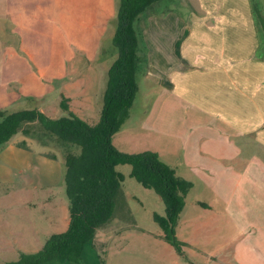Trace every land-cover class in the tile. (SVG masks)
<instances>
[{"label":"crops","instance_id":"1","mask_svg":"<svg viewBox=\"0 0 264 264\" xmlns=\"http://www.w3.org/2000/svg\"><path fill=\"white\" fill-rule=\"evenodd\" d=\"M110 1L113 5L114 0ZM22 3V0H4L7 18L5 27L8 29L5 33L7 37L10 33L13 39L6 40L2 48V59L5 62L0 68V109L12 112L31 108L33 106L28 105V102L34 101L46 115L60 117L63 115L60 113L59 103L63 96L67 99L69 109L81 119H86L85 108L93 106L97 94L93 85L72 82L71 64L73 60H82V53H88L92 59L98 42L91 51L79 41V44L74 43L79 52H82L79 56L69 51L67 42L73 39L76 31L97 27L94 23L98 19V13L81 8L82 3L86 4L87 0H53L50 5L38 6L33 14H26ZM190 5L191 14L183 19L189 23L187 25L184 22L185 26L180 27L184 32L181 38L174 40L175 47L169 50L166 45L153 48L150 45L147 52V74L155 77L148 83L159 87L160 104L163 102V106H167L168 103H173L185 108L190 105L192 108V112L187 109V115L191 113L190 127L184 128L182 135L176 134L177 139L182 136L181 162L187 173L175 170L179 177L191 182L192 186L187 194L199 182L196 172L211 173L207 184L200 182L207 190L209 198L190 202L185 198L176 226V235L185 243H194L189 238L193 234L190 232L189 236L187 230L192 229L193 233H199L206 227L207 243L209 247L214 246L208 250L211 253L210 264H243L241 255L230 256L229 252L240 250L244 245L248 234L246 229L256 228L255 235L260 239L259 244L264 245V59L256 56L259 40L249 0H194ZM111 7L99 10V27H104L105 21L107 24L114 17ZM152 19L153 17L149 18V25L143 34L145 45L149 43L147 35ZM45 26H50L52 30L49 47L44 53L54 62L37 68L36 72L24 73L21 68L18 69L21 66L20 60L25 57L38 60L35 55L40 54L42 49L39 40L29 41L36 44L29 47L22 30ZM65 31L68 38L64 37ZM71 31L76 34L72 35ZM103 32L99 35L98 30L100 40ZM65 61H70L71 64L67 66ZM52 93L57 94L60 107H55L54 114L46 111L47 96ZM203 114L205 118L200 119ZM184 122L181 119V123ZM120 132L121 130L113 136V144L124 152L117 144L122 142L117 137ZM22 140L26 141L23 138ZM28 140L29 146L40 149L36 156L31 157L35 163L43 162L56 169L59 165L58 156L63 162L60 151L54 150L51 154L55 159L43 157L47 154L46 148L51 147L50 144L40 147L37 140ZM18 142L13 136L0 151V169L2 161L16 155L22 158L23 164L29 163V151L17 147ZM189 143H192L193 148H190ZM146 150L158 152L161 158L159 148ZM244 189L248 193L238 195ZM136 200L142 204L143 200ZM199 203H204L205 206ZM188 204L194 206L191 209L192 214L188 217V222L181 223V216ZM56 210L54 207L55 212ZM125 211L130 216L131 211L124 208L122 214ZM66 212L67 208L65 213L62 211L60 216L55 214L53 217L52 222L57 228L61 226L60 229L53 230L54 232L66 229L69 221ZM154 212L156 211H151L152 214ZM114 216L115 211L113 218ZM203 217H206V223L199 222ZM116 218L114 220L119 224L121 221ZM231 222L235 229L228 231ZM130 231L134 229L127 230L128 235ZM222 232H226L222 242L213 243ZM158 234L159 232L154 234L155 238L162 240ZM217 244L220 248L224 246L223 256H214ZM164 248L169 250L167 246ZM172 256L175 263L180 264L176 261L179 256L176 254V257L173 253Z\"/></svg>","mask_w":264,"mask_h":264},{"label":"rangeland","instance_id":"2","mask_svg":"<svg viewBox=\"0 0 264 264\" xmlns=\"http://www.w3.org/2000/svg\"><path fill=\"white\" fill-rule=\"evenodd\" d=\"M22 1V5L26 8V14L27 12L31 14L35 13L38 6L43 7V5L53 3V0H50L48 3L46 2L47 0ZM102 1L87 0L86 4L82 3V9L86 8L89 11H96L98 13V19L94 23L97 27H94V29L88 28L87 30L86 28L76 29L78 30L76 31L77 34L71 31L72 35H76H74L72 40H68L67 42L69 51L78 56L82 52H79L74 43L79 44L80 42L85 44L87 50L91 51L95 43L98 42L96 54L91 59L88 53H82L81 56L84 57L82 60H73L72 64L70 61L64 62L67 66L71 64L72 76L70 79L72 82L88 83L95 87L94 91L97 94L95 97L96 101L93 106L86 107L84 111L86 116L84 120L89 123H94L98 120L97 117H99L100 111L99 95L104 86L106 69L116 56V52L113 50L114 47L111 44L110 35V31L113 29V21L110 18L107 24L105 21L104 27H99L101 23L99 21V10L101 8L107 10L112 6L111 12L114 11L113 15L115 16L117 0H114L113 5L110 0H105L103 3ZM192 2L194 0H162L151 8L149 16L144 20L142 19L139 24L143 37L149 25L148 20L153 17L147 35L149 43L145 45L147 52L150 45L151 48L162 45L164 47L166 45L169 50L175 47L173 42L175 39L182 37L184 30L180 27L185 26L184 22H187V20L184 21L183 19L191 14L190 4ZM77 5L80 6L79 4ZM6 19L4 0H0V68L5 62L2 59L4 43L6 40L10 41L13 39L10 33L7 34L8 37L6 36L5 31L8 30L5 27ZM189 20H191L190 17ZM51 30L50 26L22 30L24 39L29 44L28 46L31 48L33 45L36 46V44H32L29 41L39 40L42 50L40 54L35 55L38 60L28 59L27 57L24 60H20L21 66L18 69L21 68L24 73H29L30 71L36 72L37 68L54 62L49 59V55L46 52L44 53V50L49 47ZM98 30L99 35L104 31L101 35V40L97 35ZM79 31H81V34ZM64 37L68 38L66 31L64 32ZM75 37H77V40ZM84 38H87V40ZM58 62L60 61H56V63ZM147 69V66L144 65L140 70L137 81L138 92L129 110V116L125 120L120 134L117 136L121 138L122 142H118L117 144L125 150V153H137L146 149L159 148L161 150V159L164 162H167L179 172L187 173V171H184V166L181 162V147H183L181 135L184 128L190 127L191 113L187 115V109L192 112V108L190 105H187L185 108L173 103H168L167 106H163V102L160 104L159 87H153L148 83L154 80L155 77L149 76ZM47 100L46 111L48 110L47 112L54 114L53 112L59 100L57 94L52 93L48 95ZM28 105L37 106V103L34 101L28 102ZM60 113L65 115V112L61 109ZM204 118L205 115L203 114L200 119ZM181 119L185 122L181 123ZM23 127H28L35 133L40 132V128L36 123H27ZM176 134L178 136L181 134V137L177 139L178 136ZM14 137L19 140L17 147L28 150L31 156L28 164H23L22 158L17 155L2 161V168L0 169V264L16 260L20 251L32 253L39 250L49 234L53 233V230L61 228V226L57 228L52 222L55 214L60 216L61 212L64 211L65 213V208H67V198L61 182L62 161L60 156H58L59 165L57 164L58 167L56 169L43 162L35 163L31 157L36 156V153L40 149L29 146L28 139L33 137L22 135L21 132L15 134ZM22 138L26 139L27 142L22 140ZM43 138L51 142V147L46 148L47 154L43 156L44 158L55 159L50 156L54 153V150L62 153L67 151L66 147H61L56 139L46 136ZM33 139L36 140V138ZM189 144L190 148H193L192 143ZM39 145L40 147L43 146L41 143ZM195 147L196 144L194 142ZM117 169L123 174L124 178L115 199V216L106 226L98 229L93 240L85 245L84 264H100L99 257L105 259V264H176L173 259L174 256H172V253L176 256L172 246L163 240H158L154 236V234L160 231V228L153 221L151 211L164 214L163 201L152 189L142 187L135 179L129 177V165H118ZM193 173L190 174L192 175ZM210 174V172H196V176H198L197 181L199 182L196 184L195 189L187 194V202L194 199L207 200L209 198L207 190L202 187L200 182L207 184ZM247 193L248 191L244 189L238 192V195L242 196ZM251 194L253 195L254 193ZM255 194H257L256 190ZM125 196H127L126 199ZM136 198L143 200L141 201L142 204L138 203ZM54 207H56L57 212L54 211ZM192 207L194 206L187 205L186 211L181 216V223L189 221L188 217L192 214ZM124 208L128 212L129 210L131 211L130 216L126 211L125 214H122ZM196 209L197 211L199 210V208ZM115 218L121 222L117 224L114 220ZM206 220V217H203L199 219V222L206 223ZM221 222L224 224V221ZM127 225L129 226L126 227ZM233 225V222L229 224L228 231L235 229ZM131 228L134 231H130V235H128L127 230ZM246 231L248 234L243 243L244 245L240 247V250L234 249L232 252H229L230 256L236 254V257H240L239 255H241L243 264H264V245L259 244L260 239L255 235L256 228L249 227ZM187 232L189 236L190 232L193 234V237L189 238H192L194 243H186L184 246L186 259L176 256V261H179L180 264H210L209 257L211 253H208V250L214 246L209 247L207 243V228L205 227L199 233H193L192 229L187 230ZM225 234L226 232H222L213 243L222 242ZM164 245L169 247V250H165ZM215 247L217 252L214 256H223L224 246L220 248L217 244ZM51 264L69 263L61 261Z\"/></svg>","mask_w":264,"mask_h":264},{"label":"trees","instance_id":"3","mask_svg":"<svg viewBox=\"0 0 264 264\" xmlns=\"http://www.w3.org/2000/svg\"><path fill=\"white\" fill-rule=\"evenodd\" d=\"M160 1L117 0L110 31L116 56L106 69L96 122L89 123L78 117L63 96L59 105L65 115L60 117H50L38 106L12 112L0 109V151L18 132L36 138L42 145L51 143L43 138L46 136L66 147L67 151L61 152V182L69 219L66 229L49 234L39 250L20 251L16 260L2 264H51L57 260L83 264L85 245L113 218L115 199L124 178L117 166L123 164L130 166L129 177L142 187L152 189L163 201L164 214H152L160 228L158 236L172 246L179 257L186 259V243L177 238L176 226L191 182L179 177L175 168L164 162L156 151L125 153L113 144V136L128 118L138 92L140 70L148 65L139 24ZM249 2L259 40L256 56L264 59V0ZM27 123H36L40 132L23 127ZM99 262L105 264V259L99 257Z\"/></svg>","mask_w":264,"mask_h":264}]
</instances>
